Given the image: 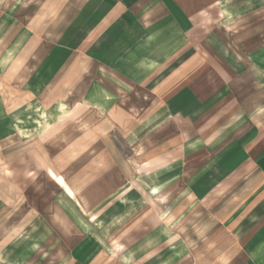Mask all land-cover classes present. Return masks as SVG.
Here are the masks:
<instances>
[{"label":"crops","instance_id":"1","mask_svg":"<svg viewBox=\"0 0 264 264\" xmlns=\"http://www.w3.org/2000/svg\"><path fill=\"white\" fill-rule=\"evenodd\" d=\"M27 44L0 264H264V0H0V72Z\"/></svg>","mask_w":264,"mask_h":264},{"label":"rangeland","instance_id":"2","mask_svg":"<svg viewBox=\"0 0 264 264\" xmlns=\"http://www.w3.org/2000/svg\"><path fill=\"white\" fill-rule=\"evenodd\" d=\"M30 42V41H29ZM28 42V44H29ZM26 45V50L20 52V64L12 65L7 70L0 72V111L5 112V117L0 118V126H5V128H12L14 127L16 130H19L20 132V156L22 158L27 159V127L31 124L32 126L36 124L38 125L39 121H42L40 119V110L43 111L42 104L40 103H29L28 102V92L29 87L27 86L29 81V72L28 71V63L25 60L26 59V53L29 52L30 46ZM76 76V68L73 66V69L69 70V73L67 75L68 81H73ZM76 87V86H75ZM75 87L72 88V90L69 92V95L71 97L72 94H74ZM76 93V92H75ZM36 106L37 108L34 109L33 106ZM74 110V106H71L67 103L65 112L68 113L67 121L71 122L73 119L74 114L72 113ZM36 114L37 118H32L33 114ZM39 116V117H38ZM6 132H10V130H7ZM18 132V131H17ZM5 146L9 144V147L11 146V138L12 136L5 135L4 136ZM37 142L40 141L39 139L36 140ZM15 142V141H14ZM11 150H6L3 158H11ZM50 174L53 178L58 180L62 183L61 178H57L56 175L50 171ZM142 250L146 251L147 249L145 247H142ZM135 253L133 257L132 264H151L142 262L144 259L152 258L149 257L151 254L143 255L142 257L139 255L140 248H135ZM151 253V252H150ZM153 254V252H152ZM120 259V258H119ZM118 259V260H119ZM124 257L119 260V262H111L110 264H130V260L128 261L125 259L124 263Z\"/></svg>","mask_w":264,"mask_h":264}]
</instances>
